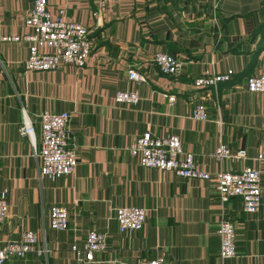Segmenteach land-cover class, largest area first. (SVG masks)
<instances>
[{"label": "crops", "instance_id": "1", "mask_svg": "<svg viewBox=\"0 0 264 264\" xmlns=\"http://www.w3.org/2000/svg\"><path fill=\"white\" fill-rule=\"evenodd\" d=\"M45 1L50 18L61 12L87 28L90 53L81 68L24 73L27 44L0 41V192L7 205L0 244L31 231L47 251L2 264H137L159 256L163 264H264V98L242 90L246 76L264 72V0H218L214 8L211 0H111L97 17L94 0ZM31 3L0 0V39L30 33L24 18ZM153 53L173 55L181 74L162 76L148 63ZM130 68L145 82H128ZM205 72L230 76L201 92L191 81ZM131 90L136 106L113 101L115 92ZM198 103L205 122L190 117ZM40 113L68 115V147L77 154L72 175L53 182L39 176L31 146L18 135L24 116L38 148ZM143 132L176 135L205 174L255 169L257 213H242L237 199L221 204L212 183L139 167L126 148ZM219 146L243 150L246 160H214ZM56 206L67 214V230L49 229L48 210ZM124 208L143 210L141 230L118 233L113 212ZM221 216L235 233L236 254L227 260L218 255ZM91 231L104 234L107 248L85 263L69 249Z\"/></svg>", "mask_w": 264, "mask_h": 264}, {"label": "built area", "instance_id": "2", "mask_svg": "<svg viewBox=\"0 0 264 264\" xmlns=\"http://www.w3.org/2000/svg\"><path fill=\"white\" fill-rule=\"evenodd\" d=\"M111 0H94L93 17L100 16L105 5ZM31 7L27 10L24 26L30 30L28 35L18 37H1L2 42L27 44L28 55L21 64L22 72H51L57 68H81L90 53L89 31L86 27L67 21L61 12L49 17L45 0H31ZM218 0H211L212 7H216ZM41 49L52 52L42 54ZM148 63L165 77H178L181 74L180 62L167 53H153ZM230 74H205L194 78L191 82L195 89L201 92L219 84L228 82ZM126 80L137 86L144 83L143 75L133 68L127 69ZM242 90L249 94H258L264 98V72H256L243 79ZM167 103L172 104L173 96L166 97ZM113 101L116 104L136 106L138 103L136 92H115ZM191 119L199 122L207 120L206 111L202 103H198L190 110ZM18 128L19 137L27 140L38 163V174L47 181L53 182L59 177L72 175L77 164V154L67 132L68 115L66 113H40L38 115L39 144L35 148L32 126L22 116ZM126 151L129 156L138 158V166L160 172H170L184 180H199L212 183L217 199L224 204L227 199H237L242 213L255 214L260 206V182L255 169L243 166L238 172L217 171L205 174L195 167L192 153H184L180 148V141L176 135L164 138L155 137L147 132L140 135L130 144ZM218 162L227 161L230 164L246 160L243 150L231 151L225 146H219L211 155ZM259 160V157L256 161ZM6 190L0 192V225L6 217ZM118 233L125 231L137 232L141 230L145 219L143 210L137 208L116 209L113 212ZM49 229L53 232L67 230V214L62 207H51L48 210ZM218 239V255L227 260L236 254L234 249V230L227 217L221 216L216 226ZM40 240L31 231L19 233L16 240L0 244V264L7 259H22L25 255L38 258L46 257L45 241ZM106 237L99 232H89L84 235L79 247L75 245L69 252L77 260L90 263L97 253L106 251ZM162 256L155 259L138 262L137 264H163Z\"/></svg>", "mask_w": 264, "mask_h": 264}]
</instances>
